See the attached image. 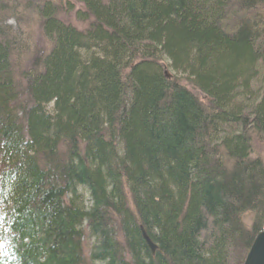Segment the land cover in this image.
Masks as SVG:
<instances>
[{"label": "trees", "instance_id": "trees-1", "mask_svg": "<svg viewBox=\"0 0 264 264\" xmlns=\"http://www.w3.org/2000/svg\"><path fill=\"white\" fill-rule=\"evenodd\" d=\"M35 1L51 49L27 97L0 21V264H243L264 230V0H74L84 31Z\"/></svg>", "mask_w": 264, "mask_h": 264}, {"label": "rangeland", "instance_id": "rangeland-1", "mask_svg": "<svg viewBox=\"0 0 264 264\" xmlns=\"http://www.w3.org/2000/svg\"><path fill=\"white\" fill-rule=\"evenodd\" d=\"M9 2V9L2 14L0 13V21L3 26H6L9 30L15 32L17 47L11 57L13 66V73L15 80L18 84V88L24 97H27L26 76L25 73L34 74L37 71L38 62L41 63V59L48 54L51 49V43L44 37L41 21L35 12L36 1L31 3V7L27 4L28 0H13ZM58 6V16L65 23L71 24L79 31H84L89 26L90 17L81 19L78 17V12H82V5L74 0H49ZM42 2H39L41 4ZM61 8V9H60ZM235 11L230 6L228 12ZM237 12V11H236ZM5 22V24H4ZM233 20H231V26ZM30 76V75H29ZM179 82L186 90L190 91L198 101L205 107H207V101L204 95L196 89L189 80H186L184 75L178 74ZM52 105L48 108L52 109ZM252 157L259 158L264 165V141L253 137L252 142ZM246 227H250L251 219L250 214L245 215L242 218ZM90 241L88 244H84V253L87 254Z\"/></svg>", "mask_w": 264, "mask_h": 264}, {"label": "water", "instance_id": "water-1", "mask_svg": "<svg viewBox=\"0 0 264 264\" xmlns=\"http://www.w3.org/2000/svg\"><path fill=\"white\" fill-rule=\"evenodd\" d=\"M167 77H170L166 73ZM142 237L145 240L147 246L151 250L152 254L155 253L157 246L152 243L150 238L146 235L143 229ZM243 264H264V230L259 232L253 240V243L244 259Z\"/></svg>", "mask_w": 264, "mask_h": 264}, {"label": "bare ground", "instance_id": "bare-ground-1", "mask_svg": "<svg viewBox=\"0 0 264 264\" xmlns=\"http://www.w3.org/2000/svg\"><path fill=\"white\" fill-rule=\"evenodd\" d=\"M57 18L59 19L60 17L59 16H57ZM64 22V21H63ZM66 24H69V23H66ZM71 25V24H70Z\"/></svg>", "mask_w": 264, "mask_h": 264}]
</instances>
